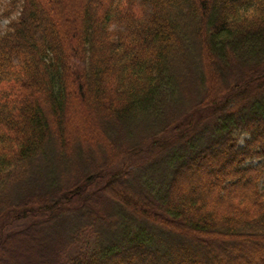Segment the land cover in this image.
<instances>
[{
    "label": "trees",
    "instance_id": "16d2710c",
    "mask_svg": "<svg viewBox=\"0 0 264 264\" xmlns=\"http://www.w3.org/2000/svg\"><path fill=\"white\" fill-rule=\"evenodd\" d=\"M9 7L0 264H264V0Z\"/></svg>",
    "mask_w": 264,
    "mask_h": 264
},
{
    "label": "rangeland",
    "instance_id": "374dc122",
    "mask_svg": "<svg viewBox=\"0 0 264 264\" xmlns=\"http://www.w3.org/2000/svg\"><path fill=\"white\" fill-rule=\"evenodd\" d=\"M10 2H11V0H0V34H3L6 31V28L9 24L10 20L17 17V15H12V18L10 20H9V18L5 17L6 12L10 9V7H9ZM244 138H246V137H244ZM240 145L242 146L243 142H241ZM140 162H142V161L136 160L135 164H139ZM261 163H262V161L249 162L248 165L256 166V165H259ZM24 222H26V224H27L29 221L27 219ZM24 222H22V221L16 222V220H15L13 226L21 227ZM93 241H94L93 236H90L88 234L85 235L82 238V240L80 241L79 245H77V247L74 248V250L72 251V254L73 255L78 254L80 252V250H83V248L89 247L90 245H92V243H94ZM23 251H24V249H23ZM239 264H241V263H239Z\"/></svg>",
    "mask_w": 264,
    "mask_h": 264
},
{
    "label": "clouds",
    "instance_id": "9594fccd",
    "mask_svg": "<svg viewBox=\"0 0 264 264\" xmlns=\"http://www.w3.org/2000/svg\"><path fill=\"white\" fill-rule=\"evenodd\" d=\"M251 18V17H250Z\"/></svg>",
    "mask_w": 264,
    "mask_h": 264
}]
</instances>
